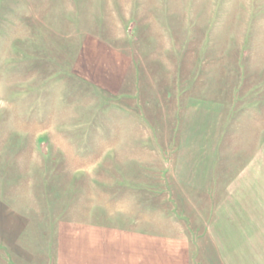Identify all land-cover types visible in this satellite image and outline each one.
Wrapping results in <instances>:
<instances>
[{
    "label": "rangeland",
    "instance_id": "obj_1",
    "mask_svg": "<svg viewBox=\"0 0 264 264\" xmlns=\"http://www.w3.org/2000/svg\"><path fill=\"white\" fill-rule=\"evenodd\" d=\"M263 162L264 0H0V264L91 223L207 237L231 194L264 264Z\"/></svg>",
    "mask_w": 264,
    "mask_h": 264
},
{
    "label": "crops",
    "instance_id": "obj_2",
    "mask_svg": "<svg viewBox=\"0 0 264 264\" xmlns=\"http://www.w3.org/2000/svg\"><path fill=\"white\" fill-rule=\"evenodd\" d=\"M263 168L264 162L261 169ZM247 173L248 170L246 175ZM236 198L242 199L237 194H231L228 198L218 200L219 204L212 211L214 218L210 219L207 237L200 235L197 240H193L191 235L190 240L186 239L187 236L180 237L175 232L176 229L171 231L167 219V227L160 230L138 225L115 227L105 223L88 224L76 230L81 238L76 241L77 247L71 248L70 264H243L244 260L238 258L237 250L242 248L245 251L253 246L245 244L248 242L246 236L238 237L236 234L248 233L253 229L250 220L245 221L246 224L243 222L241 226L244 227L238 228L239 230L235 228L237 226L230 224V220L235 215L251 219L253 211L249 210L248 203L236 204ZM250 199L252 200L251 197ZM259 199L258 203L263 210L264 198L261 195ZM221 201L224 202L221 204ZM262 215L264 218V210L260 216ZM136 222L138 224L139 220ZM189 233L191 234V230L188 229ZM64 263L65 260L60 258L58 264ZM246 264L254 262L248 260Z\"/></svg>",
    "mask_w": 264,
    "mask_h": 264
}]
</instances>
